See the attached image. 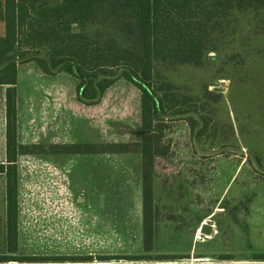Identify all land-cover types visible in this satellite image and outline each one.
I'll return each instance as SVG.
<instances>
[{
  "label": "rangeland",
  "instance_id": "rangeland-1",
  "mask_svg": "<svg viewBox=\"0 0 264 264\" xmlns=\"http://www.w3.org/2000/svg\"><path fill=\"white\" fill-rule=\"evenodd\" d=\"M233 25L202 66L158 67L154 75L170 82L179 106L189 110L161 121L157 148L168 150L154 157L159 221L150 253L180 258L74 264H264L209 255L264 252V19L238 13ZM75 87L65 71L48 75L34 63L20 64L19 140L139 142L140 90L134 84L119 78L93 105L78 101ZM4 148L0 124V161ZM140 162L139 152L19 157L22 251L143 252ZM2 188L0 176V196ZM90 195L100 196V205L90 206ZM202 222L215 231L200 240Z\"/></svg>",
  "mask_w": 264,
  "mask_h": 264
},
{
  "label": "trees",
  "instance_id": "trees-1",
  "mask_svg": "<svg viewBox=\"0 0 264 264\" xmlns=\"http://www.w3.org/2000/svg\"><path fill=\"white\" fill-rule=\"evenodd\" d=\"M263 16L264 0H0V85L5 88V159L0 162V264H64L169 261L152 251L159 209L153 194L154 157L168 115L186 113L158 67H200L233 32L238 13ZM34 63L43 73L65 71L76 79L77 100L99 102L119 78L140 90L139 142L22 143L17 134V71ZM141 154V253H26L19 240L18 157L79 154ZM217 260L264 261L252 256L209 254ZM199 256H203L200 254ZM189 257V256H186ZM246 257L248 259H246Z\"/></svg>",
  "mask_w": 264,
  "mask_h": 264
},
{
  "label": "crops",
  "instance_id": "crops-1",
  "mask_svg": "<svg viewBox=\"0 0 264 264\" xmlns=\"http://www.w3.org/2000/svg\"><path fill=\"white\" fill-rule=\"evenodd\" d=\"M17 77H18V71H17ZM5 88H6V85H0V124L3 126V130H4V140H5V105H4ZM17 117H18V113H17ZM17 134H18V120H17ZM18 140H19V136H18ZM72 142H75V141L52 142V143H72ZM79 155H88V156H93V157H101L102 155H105L106 156L107 154H105V153L104 154H101L100 153V154H93V155H91V154H79ZM22 156H25V155H22ZM72 156H77V155H72ZM19 157H21V156H19ZM19 157H18V159H19ZM4 159H5V151H4ZM4 159L2 161H0V162H4ZM17 164H18V161H17Z\"/></svg>",
  "mask_w": 264,
  "mask_h": 264
},
{
  "label": "water",
  "instance_id": "water-1",
  "mask_svg": "<svg viewBox=\"0 0 264 264\" xmlns=\"http://www.w3.org/2000/svg\"><path fill=\"white\" fill-rule=\"evenodd\" d=\"M81 199L84 200L83 198ZM87 201L90 206H98L100 205V196L90 195L88 196ZM214 231V225L211 222H202L199 227L198 239L203 240L204 236H211Z\"/></svg>",
  "mask_w": 264,
  "mask_h": 264
}]
</instances>
